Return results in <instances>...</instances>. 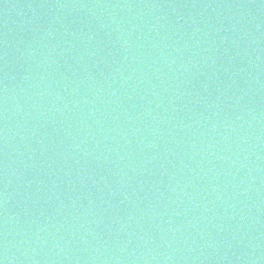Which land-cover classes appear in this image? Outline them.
Returning a JSON list of instances; mask_svg holds the SVG:
<instances>
[{
  "label": "water",
  "instance_id": "1",
  "mask_svg": "<svg viewBox=\"0 0 264 264\" xmlns=\"http://www.w3.org/2000/svg\"><path fill=\"white\" fill-rule=\"evenodd\" d=\"M0 264H264V0H0Z\"/></svg>",
  "mask_w": 264,
  "mask_h": 264
}]
</instances>
